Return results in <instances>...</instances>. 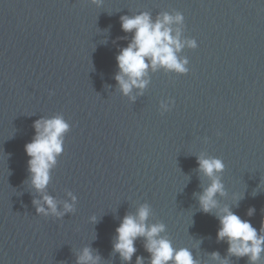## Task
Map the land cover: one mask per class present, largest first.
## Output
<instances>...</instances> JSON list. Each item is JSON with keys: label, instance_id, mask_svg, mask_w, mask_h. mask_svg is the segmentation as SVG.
<instances>
[{"label": "water", "instance_id": "1", "mask_svg": "<svg viewBox=\"0 0 264 264\" xmlns=\"http://www.w3.org/2000/svg\"><path fill=\"white\" fill-rule=\"evenodd\" d=\"M142 12L154 21L182 13L183 38L197 48L178 53L189 61L187 74L149 68L147 86L125 96L116 56L131 34L120 17ZM57 115L70 130L41 194L31 186L24 147L35 121ZM200 156L225 165L219 206L260 234L264 0H103L101 7L0 0V264H76L86 247L99 264H124L113 251L116 228L145 204L148 224H165L162 235L199 264H219L213 252L228 264H248L228 256L216 216L200 210L198 197L210 183L198 170ZM44 194L60 211L75 196L73 211L38 215L33 201ZM144 244L135 241L131 264L137 257L150 264Z\"/></svg>", "mask_w": 264, "mask_h": 264}, {"label": "clouds", "instance_id": "2", "mask_svg": "<svg viewBox=\"0 0 264 264\" xmlns=\"http://www.w3.org/2000/svg\"><path fill=\"white\" fill-rule=\"evenodd\" d=\"M90 3L101 7L103 0H90ZM120 23L121 30L131 34L127 46L116 56L119 71L115 80L123 95L131 96L134 88L143 90L147 86L149 68L153 71L163 68L179 75L187 74L189 61L186 57L181 59L178 53L185 47L196 49L197 42L195 39L183 38L182 13L165 12L154 21L149 13L142 12L134 16H121ZM161 107L164 111H170V107L163 103ZM33 128L35 135L25 145L24 151L29 158L27 170L31 186L43 194L51 180V170L56 165L57 157L63 152L64 136L70 130V125L62 116L57 115L35 121ZM197 162L198 170L210 181L198 197L200 210L205 214H214L219 221L217 240L227 243L228 256L237 259L247 257L248 264H258L264 253V225L258 234L250 221L234 214L228 206H219L217 195H226L220 175L225 168L221 159L200 156ZM71 200V203L64 204L63 211L59 210L51 195L44 194L40 200H34L33 204L38 215L59 218L73 211L76 197L72 196ZM254 211L249 209L248 215H253ZM150 215L151 208L147 204L142 205L135 215H126L116 228L113 251L119 254L124 264H131L136 253L135 241L140 238L145 240L144 247L150 254V264H199L188 248H176L167 236L162 235L166 232L165 224H148ZM92 221L95 222V217H92ZM211 256L219 264H228V259H221L219 253L213 252ZM99 259L86 247L78 256L76 264H99ZM136 264H143V258L137 257Z\"/></svg>", "mask_w": 264, "mask_h": 264}]
</instances>
